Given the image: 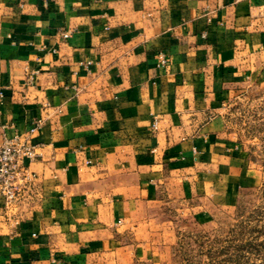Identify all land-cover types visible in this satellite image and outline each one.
<instances>
[{
    "label": "crops",
    "instance_id": "crops-1",
    "mask_svg": "<svg viewBox=\"0 0 264 264\" xmlns=\"http://www.w3.org/2000/svg\"><path fill=\"white\" fill-rule=\"evenodd\" d=\"M259 76L264 0H0V145L44 121L0 264H164L248 179L222 112Z\"/></svg>",
    "mask_w": 264,
    "mask_h": 264
},
{
    "label": "rangeland",
    "instance_id": "rangeland-1",
    "mask_svg": "<svg viewBox=\"0 0 264 264\" xmlns=\"http://www.w3.org/2000/svg\"><path fill=\"white\" fill-rule=\"evenodd\" d=\"M222 113L250 174L230 208L202 223L178 222L179 240L164 264H264V76L235 87Z\"/></svg>",
    "mask_w": 264,
    "mask_h": 264
},
{
    "label": "built area",
    "instance_id": "built-area-1",
    "mask_svg": "<svg viewBox=\"0 0 264 264\" xmlns=\"http://www.w3.org/2000/svg\"><path fill=\"white\" fill-rule=\"evenodd\" d=\"M64 39L69 38V33L62 34ZM159 66L166 67L169 59L165 54L159 55ZM90 66L91 62L82 63ZM38 71L28 77V84L33 86ZM6 98L5 90L0 91V102ZM43 119H38L25 134L14 132L13 135H4L0 145V197L5 200L6 206L11 209L23 200L26 192L35 181L36 175L30 170V164L41 157V145H35L32 137L43 127ZM157 130V122L154 124Z\"/></svg>",
    "mask_w": 264,
    "mask_h": 264
}]
</instances>
